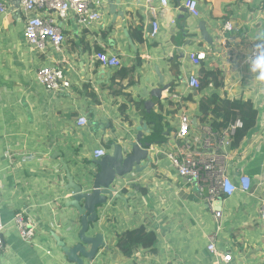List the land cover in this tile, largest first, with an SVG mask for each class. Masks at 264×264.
<instances>
[{
    "label": "crops",
    "instance_id": "crops-1",
    "mask_svg": "<svg viewBox=\"0 0 264 264\" xmlns=\"http://www.w3.org/2000/svg\"><path fill=\"white\" fill-rule=\"evenodd\" d=\"M168 1L164 7L154 0L156 18L148 0H103V19L97 23L80 25L69 14L57 20L66 37L57 51L48 44L43 50L30 46L18 0H0L8 9L0 14V215L6 225L0 264H72L52 237L69 246L79 242L78 214L65 206L70 193L63 190L62 160L82 184L98 172L96 150L108 155L114 145L127 146L142 123L156 128L152 163L115 181L112 188L121 199L98 208L89 234L103 235L109 251L100 250L88 264H224L208 250L213 238L221 255H233L230 264H264L259 213L264 204V81L257 78L261 71L249 72L243 65L251 47L264 40V0H197L198 19L189 16L185 0ZM155 21L159 28L153 38ZM201 22L212 47L201 38ZM226 24L232 31H225ZM202 51L208 59L196 68L191 56ZM99 53L117 56L120 68L102 66ZM43 67L59 69L69 86L46 91L38 81ZM123 69L131 73L113 88ZM201 69L215 79L202 91L192 90L189 79L196 76L201 84ZM159 72L169 89L160 91ZM214 95L251 102L258 118L240 146L233 148L234 138L225 151L229 176L234 181L248 176L251 191L210 207L197 184L178 175L169 155L179 153L176 135L183 114L198 118L190 139L201 147L202 128L214 119L201 122L200 103ZM81 117L87 125H78ZM213 209L222 213L220 220ZM21 213L36 229L32 243L20 238L14 224ZM140 227L154 232L157 243L125 258L116 248L117 238Z\"/></svg>",
    "mask_w": 264,
    "mask_h": 264
},
{
    "label": "built area",
    "instance_id": "built-area-1",
    "mask_svg": "<svg viewBox=\"0 0 264 264\" xmlns=\"http://www.w3.org/2000/svg\"><path fill=\"white\" fill-rule=\"evenodd\" d=\"M103 0H18L20 10L26 15L25 38L32 47L43 50L48 44L55 50L60 51L66 42L63 29L58 25L57 20L67 19L69 14H74L80 25L86 23H97L103 19L101 4ZM154 0H148L150 12L156 18V10L153 6ZM162 6H168V0H160ZM186 8L191 18L198 19L200 16L197 0H185ZM8 12L7 6L0 3V14ZM158 23L152 24L151 37L158 33ZM225 31H232V25L226 24ZM98 61L107 69L120 68L121 60L117 56L99 53ZM264 57V40L255 43L251 51L244 58L243 65L249 72L264 71V68L256 67V61ZM208 59L206 52L192 54L191 61L197 68ZM38 81L46 91L53 92L60 90L61 86L67 87L69 83L64 82V76L59 69L43 67L38 72ZM189 88L199 90L201 84L196 76H192L188 82ZM181 102L178 96H175ZM211 122V121H210ZM88 124V119L81 117L78 120L79 126ZM192 118L183 114L180 117L179 130L176 139L181 142L178 154H170L169 159L176 168L178 175L189 182H196L197 188L202 194H206V201L212 207L219 198L228 199L238 192H250L253 182L248 176H238L234 181L228 173L225 160V151L231 148L238 130L244 128L242 120L236 121L221 133H216L211 124L203 126L204 138L198 148L197 140L190 139L192 129ZM106 156L104 149L96 150L94 157L101 159ZM2 179L0 176V190ZM215 217L220 220L222 213L213 209ZM260 217L264 222V204L260 208ZM14 224L18 230L20 238L26 243L35 240L36 229L30 218L24 213L18 214L14 219ZM6 225L0 215V251L5 247ZM215 240L208 246L209 252L217 255L224 264L233 262L231 253L218 252Z\"/></svg>",
    "mask_w": 264,
    "mask_h": 264
},
{
    "label": "water",
    "instance_id": "water-1",
    "mask_svg": "<svg viewBox=\"0 0 264 264\" xmlns=\"http://www.w3.org/2000/svg\"><path fill=\"white\" fill-rule=\"evenodd\" d=\"M113 7L111 8V13L118 17L119 12ZM198 30L203 41L212 47L213 39L208 34L204 22L198 25ZM158 76L160 85H164L160 91L169 89L170 86L164 84L165 80L160 72ZM192 124L197 126L198 118H195ZM148 128L147 124L142 123L135 129L137 133L135 139L129 142L127 146L114 145L113 151L101 158L97 167L98 172L86 179L82 184L74 181L68 165L62 160L67 179V184L63 190L70 193V198L65 206L66 208L74 209L78 214L80 221L79 242L74 246H69L56 234H52V237L68 262L72 264L92 263L100 250L109 251L103 235L96 234L91 236L89 234L98 222V208L107 205L109 199H111L112 203L121 199L112 188L115 181L126 177L133 171L142 172L151 165L152 155L150 151L157 145L158 137L156 128L152 129L153 131ZM193 184L196 185L197 183L193 182ZM218 202L222 205L223 198H219Z\"/></svg>",
    "mask_w": 264,
    "mask_h": 264
},
{
    "label": "trees",
    "instance_id": "trees-1",
    "mask_svg": "<svg viewBox=\"0 0 264 264\" xmlns=\"http://www.w3.org/2000/svg\"><path fill=\"white\" fill-rule=\"evenodd\" d=\"M130 73L131 70H120L112 84L113 88L117 89L119 87L117 86L118 81H122L124 77L128 76ZM201 73L203 79L199 91L204 90L210 85V81L215 79L214 73L206 72L204 69H201ZM200 111V119L202 123L210 122V117L214 119L212 125L214 131L217 133H221L237 120L243 121L244 128L237 131L233 148L240 146L249 131L256 126L258 118V112L253 108L251 102H245L242 100L231 101L221 99L216 95L202 99L200 103ZM156 243V234L154 232H147L145 227H140L118 236L116 248L125 258L129 259L140 247L152 249L155 247Z\"/></svg>",
    "mask_w": 264,
    "mask_h": 264
},
{
    "label": "clouds",
    "instance_id": "clouds-1",
    "mask_svg": "<svg viewBox=\"0 0 264 264\" xmlns=\"http://www.w3.org/2000/svg\"><path fill=\"white\" fill-rule=\"evenodd\" d=\"M256 67L264 68V57H261L256 62ZM259 80L264 81V71H261V74L257 77Z\"/></svg>",
    "mask_w": 264,
    "mask_h": 264
},
{
    "label": "rangeland",
    "instance_id": "rangeland-1",
    "mask_svg": "<svg viewBox=\"0 0 264 264\" xmlns=\"http://www.w3.org/2000/svg\"><path fill=\"white\" fill-rule=\"evenodd\" d=\"M217 133V132H216Z\"/></svg>",
    "mask_w": 264,
    "mask_h": 264
}]
</instances>
